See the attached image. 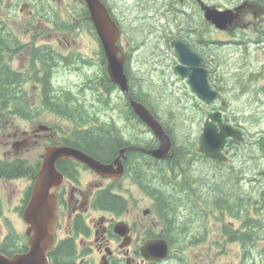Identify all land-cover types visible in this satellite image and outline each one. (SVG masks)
Masks as SVG:
<instances>
[{
  "label": "flooded vegetation",
  "instance_id": "obj_1",
  "mask_svg": "<svg viewBox=\"0 0 264 264\" xmlns=\"http://www.w3.org/2000/svg\"><path fill=\"white\" fill-rule=\"evenodd\" d=\"M57 1L63 2V0H53L50 3L52 8L45 11L51 16L53 22L46 23L44 20L46 26L43 24L39 26L40 29L44 27L49 31L53 29V31L47 33V30L41 29L43 31L41 35L36 31H31L30 34L26 35V40L23 35L20 37L19 34H12L15 40L11 45L14 48H7L2 51L4 64L12 72L21 75V88L38 91L36 101L38 103L43 101L42 89L45 82L50 87L55 88L56 76L61 71L67 74H82L87 83L91 82L93 78L104 87L107 86V82L113 83L109 76L108 59L91 20L92 15L88 4L82 0H73L72 5L67 6L78 26V28H73L74 25L71 24L74 22L72 20L70 25L63 26L65 12L63 11V14L58 12L54 6V4H58ZM101 1L108 9L113 21L120 28L118 57L124 59V71L128 77L130 90L136 87L134 84H142L141 81L145 79L137 75L139 72L144 73L147 69L137 54L140 49L143 50L150 46L151 43L149 45L148 43L151 42L153 35H155L153 37L160 48V50L153 51L154 54H166L165 56L160 55L156 69L163 67V72L172 70L179 82L185 81L191 87L188 78L178 74L177 67L189 68L193 64L185 65L180 61L176 42L179 41L190 49L195 58V63L198 58L200 59V64H194L193 67L206 69L210 81V75L213 72H219V67H221L220 56L214 55L218 52L214 48L219 47L221 42H217L214 35L224 34L232 38L236 37L235 41L237 42L241 34L248 35L259 31L264 19V12L259 11L263 10V7L259 9V6L252 0ZM216 2L218 4H215ZM118 4L121 5L120 8H118ZM203 4L211 5L220 10H236L243 7L240 13L241 19L228 25L227 30L218 29L205 19ZM23 6L20 10L23 14L26 10L30 20H35L39 24L43 21L29 4H23ZM140 7L150 9L147 17L139 16L137 9ZM177 15L185 17V22L177 23L175 21L172 23ZM58 17L61 20L60 25L55 22L59 20ZM146 21L153 22L151 23L152 29L148 32L142 24ZM204 22L209 27L208 35L211 38L209 42L203 39ZM140 24L143 26L141 27ZM48 26H51V29ZM127 26L131 28H126ZM59 27L65 28V32L58 34L57 31L61 30ZM75 30L85 31L95 37L99 45L95 59L85 56L82 52L73 51L74 48L70 47L72 43L76 44V39L80 36V34L75 35L73 33ZM69 37H72V43L69 41ZM194 38L195 40H193ZM133 40L140 41V44L133 46ZM235 41H229L224 45H229L232 49L229 55L238 61L243 55L241 49L235 50ZM58 47L66 49L59 51ZM239 55L240 57L237 58ZM16 61L20 63V69L14 66ZM89 71H94V73L90 74ZM147 72L149 71L147 70ZM102 78L104 81L101 80ZM83 84L84 81L80 86ZM210 84L213 86L212 83ZM115 85V91L110 92L109 96L111 98L120 92L121 98H119V103L116 102L118 106L114 108L115 114L118 112V115H115L117 117L112 113L110 116L113 120L115 117L118 122L115 134L124 145L118 149L114 157L109 159H101L88 153L81 145H74L76 138L74 125L67 119L56 116L72 125L68 130H58L55 126L42 124L34 125L30 129H23L19 126L10 125V119L27 121L25 115H11V113L0 115V130L2 132L0 134V163L7 166L5 170L0 171L1 255L12 258L29 251L27 233L30 225L25 220V213L31 200L36 177L42 169L49 147L67 146L75 148L104 164H112L120 156L121 150L125 148L138 146L155 149L159 146L158 141L155 148L148 147V143L157 138L145 124L143 126L146 129L145 133L142 131L139 135L138 119L129 112L131 109L135 114L129 96L123 94L120 87ZM90 86L95 89L96 85L90 83ZM211 106L208 114L219 110L217 104ZM140 140H143L141 144L139 143ZM231 141L234 140H229L228 145ZM228 145L225 150L227 161L221 163L228 164L230 161L231 151ZM36 149H42V152L39 154L36 164L31 165L27 159L22 157L25 156V153H31ZM137 151L140 150H128L125 153L124 172L120 177H103L86 164L73 158L64 157L57 162L56 166L62 175V182L54 192L57 198V223L54 234L55 244L48 254L50 264H200L196 259L194 262L188 260L186 253L188 254L189 249L204 243L202 239L205 240V238L192 236V239L188 240L185 237L178 238L176 234H172V231L177 229L167 225L170 220L160 208L162 205L158 200L159 193H156L163 189L172 190L173 188L158 187L160 185L157 184L161 178L135 176L136 171L131 169V165L136 167L137 156L134 153ZM142 153L147 155L145 152ZM24 180L29 182L28 186L23 185ZM194 180L198 179L168 177L162 181L164 184L177 183L181 185V190L188 191L189 188L186 189L183 186L186 183H193ZM202 229L199 227V230ZM193 238L195 239L193 240ZM163 248L168 249L165 257L161 253ZM242 264L249 263L243 258Z\"/></svg>",
  "mask_w": 264,
  "mask_h": 264
},
{
  "label": "trees",
  "instance_id": "obj_2",
  "mask_svg": "<svg viewBox=\"0 0 264 264\" xmlns=\"http://www.w3.org/2000/svg\"><path fill=\"white\" fill-rule=\"evenodd\" d=\"M19 1H22V4H29L43 22L44 20L46 22L52 21L51 16L45 13L46 10L52 8L50 5L52 0ZM252 1L259 6V9L260 7H263V10L259 11L264 12V0ZM58 18L59 20H56L55 22L60 25L61 20L60 17ZM175 21L177 23H184L185 17L177 15L172 20V23ZM140 26L143 25L140 24ZM208 33L209 27L207 23L204 22L203 35L205 36L204 39L206 42L211 40ZM12 34H15V32L9 27L8 23H5L0 17V99L2 101V104L0 105V115L6 113H11V115L17 114L20 116L25 115L26 119L33 120L38 119L42 112L55 114L56 116L65 120L67 119L73 123V129L76 136L73 143L74 145H81L88 153L101 159L114 157V155L117 154L118 149L124 145L120 138L115 134V131L117 130L116 124L118 122L115 117L114 120L111 119L112 115L110 110L104 109L108 116H106V114L105 116H102L101 112L103 111L100 110V108L98 110L95 109L93 104L96 105L94 102L100 103L101 105L103 103L108 105L106 106L108 109H110V107L112 108L113 104L110 102L111 99L109 93L115 91L116 85L107 82V86L104 87L93 78L91 79V82L87 83V80L84 79L85 76L82 75L84 84L79 86V91L81 93L77 94L72 90H63L58 87L52 88L47 82H45L44 88L42 89L43 101L41 103L34 102V98L29 97V92L27 91H32L34 89H22L20 85L21 75L12 72L10 68L4 64V55H2V51L7 48H14L11 45L15 40ZM235 38L234 41L236 40ZM219 45H221V43ZM234 45L235 50H242L243 67L249 68L250 50H248V48L252 46L262 47L264 45V26L262 25L259 28V31L257 30L254 33L248 35L241 34ZM150 46L152 47V51L160 50L156 40L152 45L150 44ZM214 49H217L218 51L214 54L220 56V63L224 64L226 61L225 55L220 54L223 49L220 47ZM224 49L228 48L224 47ZM243 73L245 74L244 70H238L236 72L238 75V86L241 88V92L244 91L243 93H245L252 90V88H257L254 86L255 78L258 79L261 76L256 75L258 74L256 70H251L249 80L246 83L243 80L244 77H242ZM219 74L222 78V74L224 73L213 72V74L210 75V83L213 84L212 87L216 89L220 95V99L217 103L214 105L209 104L212 105L211 107L216 106V104L218 105V102L222 97L221 90L224 89H222L221 79L219 77L216 79L213 77L214 75ZM144 78V81H141L142 84H134L136 85V87L132 89L134 98L147 105L152 113L162 122L166 131L172 137L174 154L169 159L160 161L153 158L151 155H145L144 153L137 151L134 153V155L137 156L135 160L136 167L131 165V169L136 171V177L161 178L159 184H157L160 185L158 187L173 188L172 190L163 189L156 193H159L158 200L162 205L160 208L168 215V219L170 220L167 225L177 229L172 231V234H176L178 238L185 237L188 240H191L192 236L197 237L202 234L198 228L199 226L195 225L197 221L199 223V219H196L195 215L197 216L198 213L202 214L197 202H201L202 200L206 205V215L216 211V213H220V216H218L220 221H224L225 223V219L230 217L240 223L238 227H235L234 223H227V225H225L224 233L228 238L227 242L239 243L244 250V258L249 264H252L253 262L254 264H264V261L260 263V259L264 260L262 257L263 251L259 250V248H261L259 244L262 243L264 245V162H261L263 166L260 167L258 157L255 154V150H260L261 153L264 152V134L261 133L256 137V143L253 147L255 148L254 151L250 150V148H245L251 131L246 129L248 130L247 132L245 129H242L240 123L243 119L236 116L233 118L228 116L230 106L227 103L222 104L221 107L218 106L219 110L224 113L225 122L240 128L244 132L245 141H231L228 145L231 151L230 158H232L230 162L233 158L238 157V161H242L241 164H231V166H227L228 164L226 163H221L216 160L212 161L197 152L198 145L195 144L196 141L193 143L189 138H182L180 141V137L177 135L172 121H163L161 116L152 106L151 97L149 98V94L144 92L146 88L145 85H148V89H150L151 86L149 84H152L147 77ZM101 80L104 81L103 78ZM90 83L96 85L95 89L91 86L89 87ZM262 90H264V87H260L253 92L258 94V92ZM91 91H94L93 99L89 100L87 92ZM90 103L93 104L91 105ZM129 112L138 119L139 125L145 126L131 109ZM186 112L187 111L182 112V115ZM207 114L208 110L205 112L206 116ZM184 118L185 117H182L180 120L182 121ZM142 141L143 140H140L139 143L141 144ZM157 144L158 140L154 138V140L148 143V147L155 148ZM197 164L201 165L197 167ZM6 168V165L0 163V171L5 170ZM194 169L196 172H194ZM191 173L193 174L191 175ZM192 176L200 181H198V184H195L196 186L193 185V183H186L183 188H189L188 191L181 190V185H178L177 183L164 184L162 181L168 177H186L191 179ZM203 217L204 220H202V222L205 223L206 217ZM203 217L199 218L203 219ZM196 226L197 228L195 229ZM189 227L191 228L189 229ZM194 239L195 238H193V240ZM202 241H204V239H202ZM261 249L264 250L263 247ZM256 253H259L261 256L260 259L257 258Z\"/></svg>",
  "mask_w": 264,
  "mask_h": 264
},
{
  "label": "rangeland",
  "instance_id": "obj_3",
  "mask_svg": "<svg viewBox=\"0 0 264 264\" xmlns=\"http://www.w3.org/2000/svg\"><path fill=\"white\" fill-rule=\"evenodd\" d=\"M57 2L58 4H53L57 8L58 12H62L60 14H63V11L65 12V21L63 26L70 25V22L72 20L74 22V24H71L74 25L73 28H78L72 14L70 13L67 7L72 5L73 0H63L62 3H59V1ZM22 3L23 2L19 0H0V17L5 22H8L9 27L13 29L16 34H19L20 37L21 35H23L26 40V35L30 34L31 31H36L41 35L43 33L42 30L47 29H45L44 27H41L42 30L40 29L39 26H41V24L46 26L43 21L39 24L37 23V21L29 19L26 14V10L24 11V14L21 12L20 8ZM215 4H218V2H216ZM118 6V8L121 7L120 4H118ZM149 10L150 9H148V7H140L137 9V13L139 14V16H143L144 18L147 17V13ZM70 14L72 17L70 16ZM151 23L153 22H142L147 32L148 30L152 29ZM262 25L264 26V19L262 21ZM30 26L33 27L30 28ZM48 27H50L51 29V26ZM29 28L31 29L30 31ZM126 28L130 29L131 27L127 26ZM59 29H61V27H59ZM51 30L53 31V29ZM50 31L47 30V33H50ZM64 32L65 28L57 31L58 34H62ZM73 33L75 35L80 34V36L76 39V44H73L72 37H69V41L72 43L70 47L74 48L73 51L82 52L85 56H90L95 59L96 53L99 49V45L95 40V37L89 35L88 33L82 30H75L73 31ZM153 36L151 40V45L155 41ZM214 39L217 42H221V45H219V47L223 50L220 54L225 55L226 59V63L221 64V67H219V72L221 74L224 73L222 74V78L220 74V76H213L215 79L217 77L221 79L222 89L224 88L223 90H221L222 97L221 100L218 102V106L221 107L222 104L227 103L230 106L228 116L231 118L236 116L240 119H243L241 120L240 126L242 127V129H248L251 131L250 136H248V142L245 145V148H250V150L254 151L255 148L253 147L256 143V137H258L261 133L264 134V90L258 92V94L253 92L258 90V88L260 87H264V45L262 47L252 46L248 48V50H250V67L247 68L243 67L242 58L238 59L237 61L229 55L232 50L230 49L229 45L223 46V43H229V41H233L234 38L229 37L228 35L218 34L216 36L214 35ZM132 44L133 46H138L137 44H140V41L133 40ZM149 44L150 42L148 43V45ZM224 47H227L228 49H224ZM58 48L60 49H58L59 51L66 49L63 47ZM137 55L144 62V66L147 68L145 69L146 71L144 73L139 72L137 75L141 77H147L149 82L152 83L149 84L151 86L150 89H148V85H145L146 88L144 90V92L149 94L148 97H151L152 106L161 116L163 121H172V123L174 124V129L176 130L177 135L180 137V141L182 140V138H189L193 143H195L196 141L195 144L198 145L199 136L202 132V128L205 121V112L206 110H209L210 105L201 100L193 92L192 88L187 85L185 81L179 82L178 77L172 70H167L166 72H163V67L158 70L156 69V63L160 60V55L165 56L166 54H154V52L152 51V47L148 46L147 48L145 47L143 50L140 49V52H138ZM239 57L240 55L237 58ZM14 66L17 69H20L19 62L16 61ZM237 68L244 70L245 74L243 73L242 77H244L243 80L245 83L249 80L251 70H256V72L258 73L256 75L261 76L258 79L255 78L254 86L257 88H252V90H250L249 92H241V88H239L238 86V75L236 74V72L238 71ZM147 70L149 72H147ZM89 73L93 74L94 71H89ZM56 78L57 79L55 80V85L59 89L72 90L74 93L77 94L81 93L79 91V86L83 82L82 74H67L64 71H61L57 74ZM31 86L32 84L30 85V87ZM27 91L29 92L28 96L33 97L34 102H36L38 98V91ZM87 94L88 99L92 100L94 91L87 92ZM119 98H121V95L119 93H116L110 98V102L111 104H113L110 113H112L114 116L118 115V112L115 114L114 108L115 106H118L116 102L118 101L119 103ZM94 103L96 105H94L93 103L90 104H93L94 108L97 110L100 108V110L103 111L101 112V115L105 116L106 112L104 109L109 110L106 107L108 105H105L103 103L102 105L100 103ZM184 111L187 112L182 115V112ZM182 117L185 118L181 121L180 119H182ZM10 121V125L19 126L23 129H30L34 125L39 124L52 125L57 127L58 130H68V128L72 127L69 122L57 118L54 114H48L46 112H42L40 114V117L35 120L23 121L20 119H10ZM138 129L139 135L142 133V131H144V133L146 131L145 127L141 125H139ZM248 130L246 131L248 132ZM0 134H2L1 130ZM41 152L42 149H36V151H32L31 153H25V156H23L22 158L27 159L31 165H35L39 159V154ZM255 154L258 157V163L260 167L263 166L261 162H264V152L261 153L260 150H255ZM231 159L232 158H230V160ZM241 163L242 161H238V157H235L231 162L229 161L227 166H231V164ZM200 165L201 164H197V167H199ZM194 172H196L195 169ZM193 173H191V175ZM192 177L191 179H197L194 176ZM198 181L200 180H194L193 185L198 184ZM22 183L24 186L29 185V182L27 180H24ZM197 204L200 206L202 214L198 213L197 216L195 215V218L199 219V223L201 222L199 224L197 221L195 225L203 228L202 230H200V233L202 232V234L198 235L204 237L205 240L204 243H202L201 245L188 250V254L186 253V255L188 256V260L194 262V260L196 259L200 264H242L244 258V250L242 246L238 243L227 242L228 238L224 233L225 225H227V223H234L235 227H238L240 223L236 222L233 218L230 217H227L224 223V221L219 220L218 216H220V213H216V211H214V213H208L206 215V205L204 201L201 200V202H197ZM203 216L206 217L205 223L202 222V220H204ZM199 217H203V219ZM197 226L195 227V229L197 228ZM190 228L191 227H189V229ZM259 246L261 248H264V245L262 243H260ZM261 248H259V250L263 251L264 253V250H262ZM263 253L262 257L264 258ZM256 254L257 258L260 259L261 256L259 255V253ZM262 261L264 260L260 259V263H262Z\"/></svg>",
  "mask_w": 264,
  "mask_h": 264
},
{
  "label": "water",
  "instance_id": "obj_4",
  "mask_svg": "<svg viewBox=\"0 0 264 264\" xmlns=\"http://www.w3.org/2000/svg\"><path fill=\"white\" fill-rule=\"evenodd\" d=\"M88 4L92 15V22L100 37L104 52L108 59L109 76L117 84L121 92L129 96L131 107L139 119L153 132L159 141L155 149H146L133 146L121 150L119 157L112 164H104L81 150L67 146H54L47 149L42 169L33 187L30 203L25 213V220L30 225L28 229L29 251L26 254L7 258L0 254V264H50L49 252L55 244V228L57 223V198L54 193L62 182V175L57 169V162L64 157L73 158L86 164L103 177H120L124 172L125 153L128 150H140L159 160H167L174 154V143L162 122L142 102L136 100L130 93L128 77L124 71V59L118 57L120 28L110 16V13L101 0H82ZM243 7L236 10H220L211 5L203 4L204 17L218 29L227 30L235 20L241 19ZM176 49L180 61L192 67L178 66L177 72L186 77L193 92L207 104H213L219 99V92L209 81L208 72L204 68L193 67L200 64V59L191 54L190 49L176 42ZM192 62V63H191ZM244 132L225 122L222 111L208 114L198 140V152L213 160L227 161L226 147L229 140L244 142ZM163 257L168 249H161Z\"/></svg>",
  "mask_w": 264,
  "mask_h": 264
},
{
  "label": "bare ground",
  "instance_id": "obj_5",
  "mask_svg": "<svg viewBox=\"0 0 264 264\" xmlns=\"http://www.w3.org/2000/svg\"><path fill=\"white\" fill-rule=\"evenodd\" d=\"M46 22V21H45ZM34 25V24H33ZM32 27V26H31ZM95 27V26H94ZM92 28V27H91ZM125 29V28H124ZM31 30V29H30ZM205 34V33H204ZM193 37V36H192ZM203 37V36H202ZM204 38H205V36H204ZM203 38V39H204ZM208 39V38H207ZM193 40H195V38L193 39ZM212 44V43H211ZM214 46V45H213ZM212 47V46H211ZM213 48V47H212ZM211 48V49H212ZM173 49V48H172ZM204 52V51H203ZM197 55V54H196ZM206 55V54H205ZM208 55V54H207ZM215 55V54H214ZM210 56H212V55H210ZM208 57V56H207ZM209 58V57H208ZM20 89V88H19ZM23 89V88H22ZM120 93V92H119ZM130 93L131 94H133V91L132 90H130ZM134 97V96H133ZM136 99V98H135ZM137 100V99H136ZM144 104V103H143ZM145 105V104H144ZM146 106V105H145ZM149 108V107H148ZM127 109V108H126ZM125 113H126V110H125ZM25 114H26V112H25ZM122 114V113H121ZM124 115V114H123ZM120 121V120H119ZM105 124V123H104ZM111 124V123H110ZM101 125V124H100ZM104 126V125H103ZM114 126V125H113ZM213 161V160H212ZM248 179V178H247ZM250 182V181H249ZM254 210V209H253ZM258 213H259V211H258ZM260 213H261V211H260ZM264 213V212H263ZM262 214V213H261Z\"/></svg>",
  "mask_w": 264,
  "mask_h": 264
}]
</instances>
